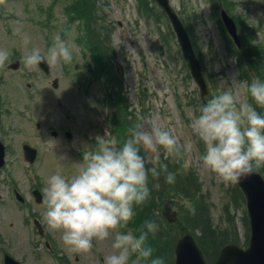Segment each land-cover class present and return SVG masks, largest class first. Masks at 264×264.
<instances>
[{"label": "rangeland", "instance_id": "374dc122", "mask_svg": "<svg viewBox=\"0 0 264 264\" xmlns=\"http://www.w3.org/2000/svg\"><path fill=\"white\" fill-rule=\"evenodd\" d=\"M170 3L184 21L199 54L210 98L217 95L223 85L234 90L238 102H252L246 90L238 85L242 81L251 83L259 76L249 74L248 67L243 65L245 78L242 79L237 61L240 56L248 64L243 51L254 45L259 47L257 56L261 55V61L264 60V0H221L217 5L216 0H170ZM71 4L72 0H0V48L11 53L0 65V94L9 113L5 121L15 125L18 143L37 146L39 160L43 161L37 164V169L43 180L56 172L74 175L87 163L86 157L92 150L98 151L107 141L119 142L122 136L110 133L113 121L120 110L124 111V116L134 112L137 122L142 123L145 130H151V126L157 124L171 130L181 143L191 139L192 151L179 156L185 169L186 184L204 195L199 200L204 213L208 208L212 227L223 226V232L236 235L238 246L245 248L250 236L245 201L235 184L223 182L201 162L203 144L189 127L191 119L199 114L201 99L166 16L155 7L154 13L145 19L139 12L138 0H98L97 5L104 8V14L88 22L89 30L93 32V39H97V22L108 26L105 28L107 39L100 33L104 55L94 57L104 67L103 71H107L111 79L114 77L113 85L124 91L116 94L123 100L116 104L118 109L107 104L110 88L102 90L101 81L87 69L90 57L83 49V19H75L78 16L75 12L69 14L66 7ZM150 5H153L152 1ZM221 9L235 19L241 48H237L228 36L220 18ZM248 31L252 32V37L241 36ZM25 35L30 38L27 45L23 42ZM57 35L72 47L70 63L52 61L48 55ZM33 48L46 57L48 75L38 65L25 63L26 55ZM14 60L20 61L19 68L8 69ZM240 69L243 72L244 69ZM54 79L58 82L57 89L52 87ZM257 110L264 114V108ZM65 129L73 133L74 142L61 137ZM51 132L56 134L53 136ZM142 151L152 166L155 154ZM159 156L160 159L169 158L173 163L178 159L177 155L166 154L162 148ZM17 167L23 173L21 158L18 164L15 162L16 174ZM255 169L264 179V163ZM190 177L195 181L194 185H191ZM173 202L179 217L178 209L186 206L188 200L178 205L175 200ZM155 221L160 228V222ZM129 229L136 233L137 229L130 224L117 231ZM114 235L115 232L112 238ZM216 236H213L214 240ZM112 238L94 239L91 251H81L83 258L79 264H103L104 257L113 251ZM22 241L25 246L23 238ZM168 249L166 246L160 256L174 264V255L169 254ZM48 261L46 258L35 264H49ZM28 263L33 261L30 259Z\"/></svg>", "mask_w": 264, "mask_h": 264}, {"label": "clouds", "instance_id": "9594fccd", "mask_svg": "<svg viewBox=\"0 0 264 264\" xmlns=\"http://www.w3.org/2000/svg\"><path fill=\"white\" fill-rule=\"evenodd\" d=\"M29 41L25 35L24 44ZM10 55L8 49L0 48V65ZM48 55L52 61L73 60L72 47L58 35ZM45 60L36 48L25 57L30 66ZM238 86L246 90L252 102H238L234 90L221 85L217 95L199 106V114L189 124L203 144V166L232 184L264 163V114L257 110L264 108V80L242 81ZM129 133L122 143L107 141L89 153L87 163L74 175L56 172L46 178L45 219L51 229L61 233L68 251H91L94 239L107 240L115 232L113 251L104 257L103 264H142L146 260L162 264L161 258H152L153 249L147 245L149 235L159 230L155 220H145L139 235L130 229L117 230L127 227L136 215V206L150 198L153 187H159L150 186V178L158 177V166L166 169L159 164L161 148L166 154L183 156L192 151L193 144L191 139L181 143L171 130L157 124L145 130L137 123ZM142 149L155 154L152 166L141 154ZM166 182L174 183L175 173L168 172Z\"/></svg>", "mask_w": 264, "mask_h": 264}, {"label": "trees", "instance_id": "16d2710c", "mask_svg": "<svg viewBox=\"0 0 264 264\" xmlns=\"http://www.w3.org/2000/svg\"><path fill=\"white\" fill-rule=\"evenodd\" d=\"M216 1L218 3H221V0ZM138 3L139 10L144 15L149 16L150 14L154 13L153 9L156 6L155 4L151 6L150 0H138ZM97 4L98 0H74L72 9L73 11L77 12L78 18L83 19L87 29V38L90 40V44L93 48V52L95 53V55H104L101 49L102 39L100 38V33L102 32L103 38L107 39V36L105 35L107 32V29L105 28L108 27L107 24L103 22H97V39H93V32L89 30L88 24L90 20L97 18L98 16H100L101 13L104 14V8H99ZM160 14L162 15L161 12ZM241 36L246 38L252 37L253 34L252 32L248 31L245 35ZM258 48V46L254 45L249 46L246 51H243L245 53L243 56H246L248 64L245 63V60H243L239 56V59L237 61L239 65V71L240 73H242V76L244 78L245 69L243 68V65L245 66V68L248 67L249 74H255L259 76L261 80L264 79V60L261 61V55L257 56L260 54ZM236 52L238 54V50ZM240 68L244 69L243 72H241ZM113 78L114 77L112 76L111 79V76L109 74V78L107 81L108 86H111L115 89H120L113 85ZM210 97L211 95H209L207 99H211ZM199 105H201V103ZM129 115L131 116V118L128 119L127 117L122 124V127L125 129H131L135 124L138 123L133 113H129ZM181 161L182 160L179 159V156L175 163L171 162L169 158L160 159L159 164L166 165V169L158 166V177L150 178V186L158 184L159 187H153L150 198L143 205L136 206V215L130 222V226L133 229H137L136 233L137 235H139L140 229L143 227L145 220L153 219L158 220L160 222L161 226L158 232H156L154 235H149L147 245L153 249L152 258H161L162 264L169 263L167 262V259H163L160 254L164 251V248L166 246H169L168 253L171 255L173 254L174 243L176 239L182 234V231H188L191 234H194L196 236L199 246L205 252L207 257L211 261H213L216 258L219 249L224 244H227L229 242L238 243L239 240L236 235L229 236L227 233H224V230H222L223 226L222 228L212 227L208 208H205V213L202 211L201 208V200L199 199L202 198L204 195L202 194V192H199L198 189H192L191 187H189L190 184H186L187 177L185 176V169ZM169 163L173 164L170 165ZM168 172L175 173L174 183L169 184L166 182V175ZM194 184L195 181L191 178V185ZM165 199H172L173 201L175 200V203L177 205L181 201L187 202L188 200V204L186 206L178 209L180 216L176 224L169 225L161 218V215L159 213L161 208V202ZM227 222L232 225V222L230 220H227ZM225 226L230 227V225ZM215 234H217V236L214 240L213 236Z\"/></svg>", "mask_w": 264, "mask_h": 264}, {"label": "flooded vegetation", "instance_id": "af4514ba", "mask_svg": "<svg viewBox=\"0 0 264 264\" xmlns=\"http://www.w3.org/2000/svg\"><path fill=\"white\" fill-rule=\"evenodd\" d=\"M8 118L0 109V264H29L30 259L35 264L46 258L49 264H79L80 258L67 252L61 233L51 229L45 219L46 184L37 169L43 161L38 154L34 163H24L26 142L18 143L15 125L5 121ZM66 134L63 131L61 137L67 139ZM73 140L70 136L69 141ZM20 158L24 171L17 167L16 174L15 162Z\"/></svg>", "mask_w": 264, "mask_h": 264}, {"label": "water", "instance_id": "95a60500", "mask_svg": "<svg viewBox=\"0 0 264 264\" xmlns=\"http://www.w3.org/2000/svg\"><path fill=\"white\" fill-rule=\"evenodd\" d=\"M156 2L172 25L183 60L200 90L201 98H203L207 95V85L190 39L176 13L170 7L169 1L156 0ZM221 17L227 32L235 44L239 46L234 22L224 11L221 12ZM39 66L44 71H47V66L44 62L40 63ZM236 184L246 200V208L250 217L251 237L249 245L245 250L235 244L224 246L215 264H264V181L254 171ZM162 215L169 222L176 221V213L172 212L170 202L165 204ZM175 264H207L195 239L189 234L182 237L175 246Z\"/></svg>", "mask_w": 264, "mask_h": 264}]
</instances>
